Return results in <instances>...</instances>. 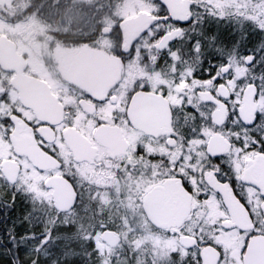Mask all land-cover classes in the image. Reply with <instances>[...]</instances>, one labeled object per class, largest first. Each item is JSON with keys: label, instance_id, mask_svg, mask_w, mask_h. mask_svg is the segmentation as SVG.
Segmentation results:
<instances>
[{"label": "snow or ice", "instance_id": "snow-or-ice-1", "mask_svg": "<svg viewBox=\"0 0 264 264\" xmlns=\"http://www.w3.org/2000/svg\"><path fill=\"white\" fill-rule=\"evenodd\" d=\"M0 264H264V0H0Z\"/></svg>", "mask_w": 264, "mask_h": 264}]
</instances>
